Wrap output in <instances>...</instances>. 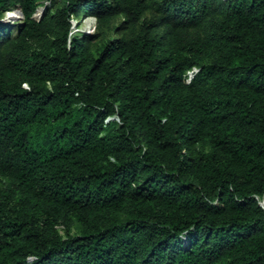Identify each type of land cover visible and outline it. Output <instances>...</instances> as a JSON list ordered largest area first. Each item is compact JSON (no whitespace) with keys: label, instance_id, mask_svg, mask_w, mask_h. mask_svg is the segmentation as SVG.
Segmentation results:
<instances>
[{"label":"trees","instance_id":"trees-1","mask_svg":"<svg viewBox=\"0 0 264 264\" xmlns=\"http://www.w3.org/2000/svg\"><path fill=\"white\" fill-rule=\"evenodd\" d=\"M0 180V264H264V0H0Z\"/></svg>","mask_w":264,"mask_h":264},{"label":"rangeland","instance_id":"rangeland-1","mask_svg":"<svg viewBox=\"0 0 264 264\" xmlns=\"http://www.w3.org/2000/svg\"><path fill=\"white\" fill-rule=\"evenodd\" d=\"M22 17V15H19L17 19H11L10 21L19 22L22 20ZM121 21L122 17L118 16L113 18L106 26H97L94 16L81 13L72 16V34L90 37L91 41L89 44L93 51H96L105 40L121 36V32L116 29ZM5 186L6 182L0 180V192L4 190Z\"/></svg>","mask_w":264,"mask_h":264},{"label":"built area","instance_id":"built-area-1","mask_svg":"<svg viewBox=\"0 0 264 264\" xmlns=\"http://www.w3.org/2000/svg\"><path fill=\"white\" fill-rule=\"evenodd\" d=\"M41 11H42L41 7H38L36 11L33 13V17L37 19L40 18ZM5 15L12 19V15H13L12 12H6ZM19 15H21V13L17 12V16ZM193 70H196V69H193Z\"/></svg>","mask_w":264,"mask_h":264},{"label":"water","instance_id":"water-1","mask_svg":"<svg viewBox=\"0 0 264 264\" xmlns=\"http://www.w3.org/2000/svg\"><path fill=\"white\" fill-rule=\"evenodd\" d=\"M41 9H42V8H41ZM9 19H10L9 17H7V16H3L1 20H3V21H10ZM260 204H261V205L263 206V208H264V196H263V200L261 201Z\"/></svg>","mask_w":264,"mask_h":264},{"label":"clouds","instance_id":"clouds-1","mask_svg":"<svg viewBox=\"0 0 264 264\" xmlns=\"http://www.w3.org/2000/svg\"><path fill=\"white\" fill-rule=\"evenodd\" d=\"M10 12L13 13V12H15V11H10ZM17 12H19V11H16V13H17ZM19 13H21V12H19ZM21 15H22V13H21ZM4 16H6V15L4 14ZM18 17H19V16H17V17H15V16L13 17V16H12V19H17ZM9 20H11V18H10Z\"/></svg>","mask_w":264,"mask_h":264},{"label":"bare ground","instance_id":"bare-ground-1","mask_svg":"<svg viewBox=\"0 0 264 264\" xmlns=\"http://www.w3.org/2000/svg\"><path fill=\"white\" fill-rule=\"evenodd\" d=\"M12 14H13V15H12L13 17H14V16L17 17V13H16V11L13 12Z\"/></svg>","mask_w":264,"mask_h":264}]
</instances>
